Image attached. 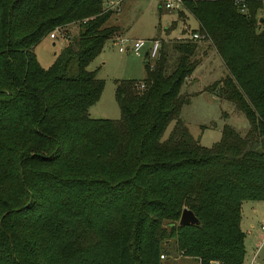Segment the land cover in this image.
<instances>
[{
	"label": "trees",
	"instance_id": "obj_1",
	"mask_svg": "<svg viewBox=\"0 0 264 264\" xmlns=\"http://www.w3.org/2000/svg\"><path fill=\"white\" fill-rule=\"evenodd\" d=\"M107 1L0 0V264H159L170 241L198 264H243L241 203L264 202L261 3L182 0L202 37L161 40L140 82L113 81L118 118H91L102 82L86 65L119 32ZM71 24L42 68L33 46ZM199 42L223 67L205 90L248 124L209 147L179 119ZM183 208L197 225H177Z\"/></svg>",
	"mask_w": 264,
	"mask_h": 264
},
{
	"label": "rangeland",
	"instance_id": "obj_2",
	"mask_svg": "<svg viewBox=\"0 0 264 264\" xmlns=\"http://www.w3.org/2000/svg\"><path fill=\"white\" fill-rule=\"evenodd\" d=\"M253 1L264 2V0ZM162 2L163 0H121L115 11L119 15L118 21H113V15L116 13L106 20L105 25H116L119 32L107 38L99 53L86 65V69L92 71L95 78L102 82L99 97L89 108V117L118 118L113 81L132 79L140 82L143 79V59L149 48V39L166 35L168 39L166 41L169 42L179 34L187 37L190 30L196 29L197 23L188 12L182 8L179 11H168L163 8ZM257 17H264V10H258ZM163 28H167L165 33ZM76 30L75 24L68 25L65 30L67 39L64 41L60 33L56 31L53 39H49L47 35L42 37L32 48L38 64L42 68H47L61 44L75 36ZM135 39L144 41L138 55L129 50L117 51L118 46L124 47ZM119 40L122 41L121 44H118ZM197 45V65L190 78L184 80L180 87V93L188 96V102L181 106L179 119L185 124L192 138L198 140L201 146L209 147L218 141L223 124L230 126L241 136L246 133L248 124L243 115L230 102L219 100L213 92L205 90L206 86L219 79L223 67L214 51L206 43L199 42ZM171 126L172 122L167 124L162 138L167 135ZM246 203L252 202L241 203V226L245 229L251 224L250 230L255 239L250 238L252 246L247 245L248 241L244 240L243 264H249V262L250 264H264V244L258 248L256 236L259 232V224L264 222V202H256L258 204L256 213H252L245 206ZM165 243L161 245L163 255L159 258V264H197L195 259L181 256L174 250L171 241L168 244Z\"/></svg>",
	"mask_w": 264,
	"mask_h": 264
},
{
	"label": "built area",
	"instance_id": "obj_3",
	"mask_svg": "<svg viewBox=\"0 0 264 264\" xmlns=\"http://www.w3.org/2000/svg\"><path fill=\"white\" fill-rule=\"evenodd\" d=\"M121 0H108L107 1V8L108 9H113L116 10L117 9V5ZM162 6L164 9L166 10H170V11H178L182 8V0H163L162 2ZM241 7H243V5L241 4ZM260 10H264V2L261 3V8ZM47 37L49 39H53L55 38V30L49 32L47 34ZM188 38L192 39V40H197L200 39L202 36L198 35L197 33H192L190 35H187ZM184 38L182 37V35L177 36L175 39H181ZM121 40L118 41V44H121ZM159 43L160 40L157 38H153L151 40H149V48L148 51L146 52V59L148 61H152L155 59L158 49H159ZM144 45V41L142 39H135L133 40L130 44L125 45L124 47L118 46L117 51L118 52H123L124 50H129L132 53H134L135 55H138V51L139 49ZM139 88H142V85L138 86ZM259 232L261 234V238L264 239V222L259 224ZM159 258H162V256L160 255ZM253 258V256H252ZM210 264H217L215 261L210 262ZM250 264V263H249Z\"/></svg>",
	"mask_w": 264,
	"mask_h": 264
},
{
	"label": "crops",
	"instance_id": "obj_4",
	"mask_svg": "<svg viewBox=\"0 0 264 264\" xmlns=\"http://www.w3.org/2000/svg\"><path fill=\"white\" fill-rule=\"evenodd\" d=\"M119 5V4H118ZM179 11V10H178ZM113 15V14H112ZM117 13L115 14V15H113L114 17H113V21L114 22H117L118 21V16L119 15H117ZM110 25H113V24H110ZM116 26V25H115ZM163 30H164V33L167 31V28H163ZM167 34V33H166ZM179 35H182V34H179ZM153 38H155V37H153ZM153 38H151V39H153ZM151 39H149V40H151ZM157 39H159L160 41L161 40H163V41H166V40H168L167 38H166V35H164L163 37H161V36H158L157 37ZM190 76H191V74H190ZM190 76H189V78H190ZM90 108V107H89ZM89 108H88V110H87V113H88V111H89ZM257 203H260V202H257ZM256 202L254 203V202H252V203H246L245 204V206H247L248 208H249V210H251V212L252 213H256L257 212V206H258V204H257ZM241 212V211H240ZM247 224H249V223H247ZM242 221H241V219H240V228H241V231L243 232V246H244V240L246 239L247 241V245H253V244H250V241H251V239L253 240V239H255L254 237H253V235H252V233H251V230H250V228H251V224H249L248 225V227L247 228H245V229H242ZM256 236H257V238H258V248L259 247H261L263 244H264V239H262L261 238V235L259 234V232H257L256 233ZM251 238V239H250ZM244 248H245V246H244ZM245 250V249H244ZM256 253V251L252 254V256L254 255ZM196 263H197V261H196ZM250 263V262H249ZM198 264V263H197Z\"/></svg>",
	"mask_w": 264,
	"mask_h": 264
},
{
	"label": "water",
	"instance_id": "obj_5",
	"mask_svg": "<svg viewBox=\"0 0 264 264\" xmlns=\"http://www.w3.org/2000/svg\"><path fill=\"white\" fill-rule=\"evenodd\" d=\"M261 20V17L258 19V21ZM146 55V53H145ZM198 221L196 217L193 215V213L186 209L183 208L181 209L178 219H177V225L178 226H183V225H197Z\"/></svg>",
	"mask_w": 264,
	"mask_h": 264
}]
</instances>
